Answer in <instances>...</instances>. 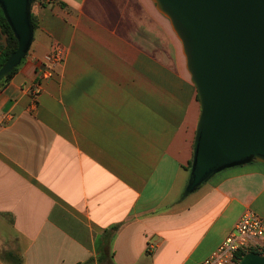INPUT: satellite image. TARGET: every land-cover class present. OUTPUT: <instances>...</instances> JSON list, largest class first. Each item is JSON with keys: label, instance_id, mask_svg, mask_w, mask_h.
I'll return each mask as SVG.
<instances>
[{"label": "crops", "instance_id": "obj_1", "mask_svg": "<svg viewBox=\"0 0 264 264\" xmlns=\"http://www.w3.org/2000/svg\"><path fill=\"white\" fill-rule=\"evenodd\" d=\"M31 14L0 87V264H196L246 209L264 219L257 161L182 197L199 104L152 0H35ZM55 43L65 59L39 83Z\"/></svg>", "mask_w": 264, "mask_h": 264}, {"label": "water", "instance_id": "obj_2", "mask_svg": "<svg viewBox=\"0 0 264 264\" xmlns=\"http://www.w3.org/2000/svg\"><path fill=\"white\" fill-rule=\"evenodd\" d=\"M181 43L199 114L182 197L225 168L264 164V0H152ZM31 0H0L17 46L0 79L20 65L33 38ZM237 264H264L249 252Z\"/></svg>", "mask_w": 264, "mask_h": 264}, {"label": "built area", "instance_id": "obj_3", "mask_svg": "<svg viewBox=\"0 0 264 264\" xmlns=\"http://www.w3.org/2000/svg\"><path fill=\"white\" fill-rule=\"evenodd\" d=\"M64 59V48L57 43L52 44L45 64L38 67L39 83L50 78ZM39 83L31 91L33 97L40 90ZM249 252L264 255V219L250 209H246L229 234L212 252L196 264H237L240 258Z\"/></svg>", "mask_w": 264, "mask_h": 264}, {"label": "trees", "instance_id": "obj_4", "mask_svg": "<svg viewBox=\"0 0 264 264\" xmlns=\"http://www.w3.org/2000/svg\"><path fill=\"white\" fill-rule=\"evenodd\" d=\"M34 1L35 0H31V5L34 3ZM30 21L34 29L36 25L34 22V17L31 14V7H30ZM16 46H17V40L15 39L13 32L9 24L7 23L3 15V12L0 8V66L7 59L9 54L16 49ZM16 69L17 67H15L11 72H9L8 74H6L0 79V87H3L8 83V81L11 79V77L15 73ZM191 159H192V156L188 162L189 170L191 166Z\"/></svg>", "mask_w": 264, "mask_h": 264}, {"label": "rangeland", "instance_id": "obj_5", "mask_svg": "<svg viewBox=\"0 0 264 264\" xmlns=\"http://www.w3.org/2000/svg\"><path fill=\"white\" fill-rule=\"evenodd\" d=\"M209 180H213V177H211Z\"/></svg>", "mask_w": 264, "mask_h": 264}]
</instances>
